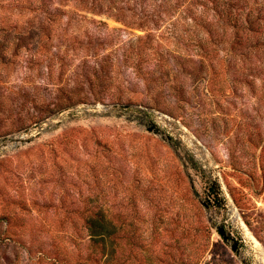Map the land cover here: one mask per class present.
Listing matches in <instances>:
<instances>
[{"label":"rangeland","instance_id":"374dc122","mask_svg":"<svg viewBox=\"0 0 264 264\" xmlns=\"http://www.w3.org/2000/svg\"><path fill=\"white\" fill-rule=\"evenodd\" d=\"M0 264H264V0H0Z\"/></svg>","mask_w":264,"mask_h":264},{"label":"trees","instance_id":"16d2710c","mask_svg":"<svg viewBox=\"0 0 264 264\" xmlns=\"http://www.w3.org/2000/svg\"><path fill=\"white\" fill-rule=\"evenodd\" d=\"M106 229L103 215L96 213L90 218V236L96 250H101L103 247Z\"/></svg>","mask_w":264,"mask_h":264},{"label":"water","instance_id":"95a60500","mask_svg":"<svg viewBox=\"0 0 264 264\" xmlns=\"http://www.w3.org/2000/svg\"><path fill=\"white\" fill-rule=\"evenodd\" d=\"M21 142H23V141H21ZM219 229H220V231L222 232V234L224 235V238H225V239H228V236H227V234L225 233V229L222 228V227H220ZM233 248H234L236 251H238V245H237V243H233Z\"/></svg>","mask_w":264,"mask_h":264}]
</instances>
